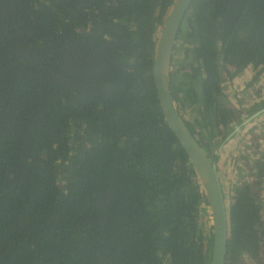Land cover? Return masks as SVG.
Masks as SVG:
<instances>
[{
    "label": "trees",
    "instance_id": "1",
    "mask_svg": "<svg viewBox=\"0 0 264 264\" xmlns=\"http://www.w3.org/2000/svg\"><path fill=\"white\" fill-rule=\"evenodd\" d=\"M174 1L0 0V264H209L201 187L152 73ZM219 62L264 69V0H194L177 35L173 101L213 159L242 120ZM255 168L260 188L264 154ZM262 226L236 187L225 264L258 255Z\"/></svg>",
    "mask_w": 264,
    "mask_h": 264
},
{
    "label": "rangeland",
    "instance_id": "2",
    "mask_svg": "<svg viewBox=\"0 0 264 264\" xmlns=\"http://www.w3.org/2000/svg\"><path fill=\"white\" fill-rule=\"evenodd\" d=\"M219 64L225 103L235 108L241 119L246 118L250 115L249 111L264 100V69L249 66L238 70L235 65L222 62ZM190 110L192 112L181 108L179 110L181 118L201 135L206 130L202 128L201 119L193 111L194 107ZM209 150L215 157L227 209L232 203L235 188L243 185L249 186L252 191L254 190L255 202L261 210L263 221L261 229L264 231V178L261 187L254 188L255 166L260 153L264 154V114L246 126L226 146L219 144V141H213ZM202 200L201 198L199 217L204 227V237L208 241V244L206 240L204 241L205 253L212 241V229L209 228L210 209ZM227 263L229 264L228 261ZM236 264H264V247L254 257L242 254Z\"/></svg>",
    "mask_w": 264,
    "mask_h": 264
},
{
    "label": "water",
    "instance_id": "3",
    "mask_svg": "<svg viewBox=\"0 0 264 264\" xmlns=\"http://www.w3.org/2000/svg\"><path fill=\"white\" fill-rule=\"evenodd\" d=\"M194 0H175L158 35L153 57V80L159 106L169 129L183 148L192 165L203 194V202L209 207L212 222L211 256L209 264H225L227 243L230 237L229 209L218 175L215 158L206 151L190 133L180 118L170 89L171 66L174 46L183 20ZM264 114V108L243 118L232 126V131L221 143L226 146L246 126ZM207 244V242H206Z\"/></svg>",
    "mask_w": 264,
    "mask_h": 264
},
{
    "label": "bare ground",
    "instance_id": "4",
    "mask_svg": "<svg viewBox=\"0 0 264 264\" xmlns=\"http://www.w3.org/2000/svg\"><path fill=\"white\" fill-rule=\"evenodd\" d=\"M209 224H210V226H211V229H212V222H211V218H210V223H209Z\"/></svg>",
    "mask_w": 264,
    "mask_h": 264
}]
</instances>
